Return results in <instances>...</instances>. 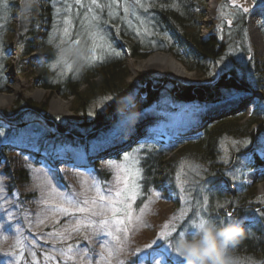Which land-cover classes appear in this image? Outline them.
Masks as SVG:
<instances>
[{
  "label": "trees",
  "instance_id": "trees-1",
  "mask_svg": "<svg viewBox=\"0 0 264 264\" xmlns=\"http://www.w3.org/2000/svg\"><path fill=\"white\" fill-rule=\"evenodd\" d=\"M6 1L8 6L0 1V38L1 23L9 18L10 5L14 3V0ZM122 1L97 0L101 8H96L91 0H81V3L77 0H39L32 17L27 22L21 19L18 43L21 56L26 58L39 53V57L32 59L31 66L35 69L36 84L47 90L49 96L44 104L19 98L12 113L0 112V181L4 194L0 199V220L9 219L12 229L17 224L21 226L22 222L33 221L37 211L45 208L37 186L38 175L47 173L60 191L75 190L73 175H68L62 167L53 172L43 167L47 163L43 159L45 153L51 155L60 148L76 144L87 152L95 138L107 141L112 128L125 116L159 106L166 98L173 104L208 107L227 99L243 101L250 97L255 102L250 116L233 112L214 117L191 141L164 142L146 138L147 142L140 143L137 156L142 169L141 195L135 206L141 207L151 192L161 187L164 172H173L178 163L186 161L184 168L187 170L192 166L197 172L187 178L192 200L189 215L177 225L170 244L181 230L187 228L190 234L194 231L190 227L193 213L198 202L203 205L206 196L208 211L201 214L218 216L226 222L237 221L246 231V238L232 250L239 264H264V195H258L256 189L258 184L264 185V156L261 154L264 153V57L258 58V51L250 40L247 15L238 12L230 25H223L217 32L203 37L196 16L200 0H143L142 3L148 6L147 11L144 8L143 11L149 22L141 28L131 27L122 18L113 17L117 3ZM128 1L137 4L136 0ZM231 1L221 0V7L225 8ZM249 1L256 8L264 4V0ZM109 4L111 7L107 6ZM93 14L98 19L92 20ZM131 17L137 22L136 17ZM65 20L71 21L69 38L79 39L86 46H89L90 26L98 24L113 43L115 52L120 53L119 57L107 55L88 66L79 77L60 67L51 68L56 60L55 45L67 41L63 35V29L68 27ZM54 33V43L48 44ZM262 34L264 39V30ZM159 51L173 54L189 71L209 82L206 85L188 84L171 74H139L134 82H129L124 54L143 60ZM6 66L7 58L0 51V93L5 91ZM217 72L219 74L215 76ZM54 93L66 100L73 98L72 110L78 115L77 120L47 117L48 101ZM24 107L27 110L21 112ZM26 113L39 114L46 122L36 145L37 152H28L22 147L25 143L20 135L30 126L24 118ZM6 117L11 122H5ZM57 165H61L60 160ZM99 167L100 164L90 177L104 185L112 175L109 169ZM250 171H256L258 175L254 185L245 180ZM98 235L101 241L103 236ZM76 242H80V247L88 245L82 236ZM55 247L58 248V244ZM7 256L9 249L0 241V263ZM38 256L41 260L45 258L42 250ZM140 258L138 253L130 255L125 264H141ZM92 264H95L94 259Z\"/></svg>",
  "mask_w": 264,
  "mask_h": 264
},
{
  "label": "rangeland",
  "instance_id": "rangeland-1",
  "mask_svg": "<svg viewBox=\"0 0 264 264\" xmlns=\"http://www.w3.org/2000/svg\"><path fill=\"white\" fill-rule=\"evenodd\" d=\"M0 1L5 6H8L6 0ZM142 1L143 0H141V3ZM211 2L212 0H200L196 11V16L199 20L201 27L200 30L203 37L217 32L221 26L228 24V20H231L232 22L234 15L238 12L245 13L242 10L233 7L232 1L229 5H226L225 8H222L221 0H216V5H214V9L211 10ZM236 4L244 5L248 8V11L245 13L247 15L248 35L252 44L258 51V58L263 59L264 39L262 31L264 30V17L260 15V11L264 8V4L258 8L254 7L255 5L251 4L249 0H236ZM10 6L12 11L9 13V18L1 23L2 32L0 38V51L3 52L4 56L7 58L8 66L5 68V91L0 94H13L15 95V98L10 104L0 106V112L2 113L5 111H10L12 113V109L19 98L31 100L37 104H44L49 96L47 90L36 84V78L34 77L35 69L31 66L32 59L39 57V53H33L26 58L21 56V51L18 45L19 30L21 28V18L18 14V9L20 7L19 0H14V3ZM138 6V4L134 5L129 3L128 0H123L122 2L117 3L116 9L113 11L115 14L113 15L112 13V15L113 17L122 18L131 27H144L149 22V18L146 13H144L143 8ZM125 7H128L129 9L127 13L124 11ZM221 9H223L225 13L224 20H222L220 16ZM131 16L136 17L137 22ZM137 17H139V19H137ZM141 21H143V23H141ZM90 29V32H99V34L103 36L107 43L114 49L113 43L109 40L108 35L104 34L102 27L98 24H93L90 26ZM69 37L70 34L67 37V41H75L71 40ZM87 39V43L92 47L93 41L90 39V35ZM158 53L170 54L173 56L171 53L159 51L150 55L146 59L137 60L129 57L128 53L124 54L126 57V66L130 75L129 82H134L139 74L150 76L171 74L182 82L196 85H206L209 82L195 72L189 71L185 66L183 67L188 74L184 76V78H178L162 63L153 65L145 64V61L148 58ZM96 55H102L105 57L111 54L97 48ZM174 59L176 58L174 57ZM218 74L219 73L217 72L215 76H218ZM57 99H60L65 107H60L57 103ZM73 101L72 97L66 100L58 93L52 94L48 101L47 117H49V119L63 117L67 120H77L78 115L72 110ZM254 103V99L249 97V99L243 101L227 99L216 103L215 105L212 104L208 107H199L191 104H173L166 98L161 101L159 106L146 108L143 111H136L135 114L130 116H125L115 128H112L110 135L107 136V141L95 138L92 140L87 152L81 150L78 144H76L71 147L68 146L65 149L60 148L51 155H47L46 153L43 154V159L47 160V163H44L45 165L43 164V167L49 172L58 171L59 167H62V170H66L68 175H73L75 180V190L70 192L76 193L77 198L80 200L85 198L89 200L96 198L98 200V197L95 195V188L93 187L94 181L93 178L90 177V174L99 166V164L100 169L102 167L107 168L112 175V179L109 182L104 185L100 184L101 190L103 191L108 187L115 189L116 172L109 166L110 162L115 161L116 163H121L123 162L124 155L132 154L134 151H136L138 155L137 151L141 146L140 143L143 141L147 142L146 138L155 141L163 140L164 142L172 140H175V142H188L197 138V136L200 135V128L214 117L227 116L233 112H239L242 115L250 116L253 113L255 106ZM228 106L230 107L225 109ZM26 110L27 108L24 107L21 112ZM24 118L27 125L30 126L20 135L21 141L25 143L22 147L28 150V152H37L39 150L36 145L44 133L43 127L46 122H44L41 115L36 113L33 115L26 113ZM5 122H11V119L6 117ZM184 125H188L189 129L186 128V130H182L181 127ZM119 145L120 148L119 150H116L117 152L111 150ZM261 154L264 156L263 152H261ZM59 160L61 161L60 166L57 165ZM95 163L98 164V166H96ZM178 166L179 163L175 168ZM175 168H172V170ZM193 168L194 167L192 166H188V169L186 170L183 166L182 170L178 167L173 170V172H164L162 175L163 180L160 184L161 187L156 191L160 192V198L157 199L151 197L154 202L149 205L150 211L147 212L144 217V223L146 226L141 227L135 225L133 227L129 232L128 242L125 244L124 249L119 255L113 256L111 264H120L121 261L125 264V261L129 259L130 255H136L137 253L141 255V264H144L145 262L156 264L157 261H159V264H184L183 259L174 253L172 249L168 248L170 238L174 232H171L164 238H162L160 234L163 231V225L165 223H169L171 227V224L173 223L172 217L175 216L182 207L186 209L185 215L174 222L175 227L177 228L180 221L182 222L185 220L186 216L188 217L190 210L189 203L192 199L188 192L190 188L188 187L189 181L187 178L193 176L194 173H197L193 171ZM178 173L180 174V186L185 188L184 200L180 199L179 186L176 184V176ZM257 176L256 171H250L246 174L245 180L248 184L254 185ZM83 181H87V183L82 184ZM40 183L41 181L38 180V185ZM169 188L173 189L171 195L168 191ZM256 189L258 195H264L263 184H258ZM40 190L44 201L47 199V191L42 190L41 188ZM57 190L60 191L59 189ZM104 194L107 195V192L105 191ZM3 196V187L0 181V199H2ZM139 197L140 196L137 197L132 205L134 216L138 213L140 208L135 206ZM148 201L149 199L144 203H147ZM185 201H187V203H185ZM59 203V200H56L55 203L43 202L45 208L37 211L38 213L36 212L37 214H35L33 221L22 222L21 226L18 224L15 225L11 229V232L2 233L3 236L9 237L7 242L0 240L2 243H6V246L9 249V256H7L0 264H62L64 262L92 264L93 259L95 264H107V261L101 260L98 255L92 254V252H96L97 254L103 253L107 256V252L100 243V237L98 235L100 229L84 226L87 223V220H92L98 224L103 217L92 216L91 213H80L75 211H73L72 215H64L58 212L53 213L51 209ZM141 205L143 206V203ZM64 206L67 207L66 204ZM78 221L83 222L81 228L79 231H72ZM0 225H10V220L3 218L2 221L0 220ZM16 229H19V238L21 240L19 245H16L15 240L13 239L16 235ZM48 233L53 234L54 236H51ZM60 234H63V238ZM81 236L86 240V243L88 244L87 246L80 247V242H76V239ZM103 239H105V237L101 240ZM10 241H12V243ZM55 244H58V248L55 247ZM73 246H76V248H73ZM69 247L72 248L70 253L67 251ZM163 249H167L168 254L161 256L160 253ZM39 250H42L44 253L45 258H42V260L38 256ZM84 250H87L88 255L85 256L83 254ZM33 253L35 255H33ZM68 256H72L74 259H68ZM47 257L52 258L48 259Z\"/></svg>",
  "mask_w": 264,
  "mask_h": 264
},
{
  "label": "snow or ice",
  "instance_id": "snow-or-ice-1",
  "mask_svg": "<svg viewBox=\"0 0 264 264\" xmlns=\"http://www.w3.org/2000/svg\"><path fill=\"white\" fill-rule=\"evenodd\" d=\"M116 0H113V3H115ZM77 3H81V0H77ZM92 5H94L96 8H101V5L97 2V0H91ZM136 3L141 7L144 8L145 11H147V5L144 3H141V0H136ZM233 7L238 8L242 10L243 12H247L248 8L244 5H237L236 0H232ZM83 6V5H81ZM108 7H111V4L107 5ZM125 13L129 11L128 7L124 8ZM89 12L92 13V8L89 7ZM115 13H113L114 15ZM135 14V13H133ZM260 15L264 17V8L261 9ZM221 19H225V13L223 9H221L220 12ZM92 20L98 19V17L93 14L91 17ZM139 19V17H137ZM91 22V21H90ZM64 23L68 25V27H65L63 29V35L64 37H68L69 35V28L71 27V21L65 20ZM131 23V22H129ZM143 23V21H141ZM228 24H231V20H228ZM147 29H145V32ZM139 35V31L137 32ZM90 39L93 41L92 49H93V55L90 58L89 66H92L97 62L98 60H102L103 56L96 55L97 48H100L102 51H105L111 55H115L119 57L120 53L115 52V50L111 47L110 44L107 43L105 38L99 34V32H90ZM54 37L55 33L53 34V38H50L48 40V44L54 43ZM76 44L81 43L79 39L73 41ZM250 58V57H249ZM51 68L54 70L58 67L56 63L50 65ZM67 72H72L71 70H68ZM55 82V81H54ZM186 161H181L180 165L178 166L181 170L183 169L184 164ZM139 165V159L137 157L136 151H134L132 154H126L123 157V162L116 163L115 161L110 162V167L115 170V181H116V187L113 189L112 187H108L105 190H101L100 184L98 181H95V178H93V187L95 188V195L98 197V200L96 198H93L91 200L85 198L83 200H80L77 198V194L74 192L70 193H64L57 190L56 186L52 184V181L47 177V173H43L42 175H38L36 179H39L41 183L37 185L42 190L47 191V199H45L44 203H55L56 200H59L60 203L56 204L54 208L51 209L53 213H62L64 215H72L73 211L80 212V213H91L92 216H101L103 219L99 221L97 224L96 222L92 220H87V223L84 225L86 227H92V228H98L100 229V235L105 237V239L101 240L100 243L104 247L105 251L107 252V256H105L103 253L95 254L98 255L99 259L107 261V264H111V259L113 256L119 255V253L124 249L125 244L128 242V235L129 232L133 229L135 225H139L141 227L146 226L144 223V217L147 212L150 211L149 205L153 203L154 201L151 199V197H155L157 199L160 198V192L152 191L151 195L149 197V201L147 203H143V206L139 208L138 213L134 216V209H133V203L136 201L137 197L141 195L140 192V184L138 181L142 179V169L138 167ZM87 181H83L82 184H86ZM176 184L179 186V192H180V199L184 200V193L185 188L180 186V174L178 173L176 176ZM107 192V195L104 194V192ZM170 195L173 192L172 188L168 189ZM190 191V190H189ZM187 203V201H185ZM207 197H203V205H201L199 202L196 205L197 210L193 213L194 218L190 222V227L192 228V224L194 221L197 220V218H204L205 215L201 214L202 212L206 213L208 211L207 209ZM67 205L65 207L64 205ZM220 206V205H218ZM99 209V210H96ZM186 209L181 208L175 216L172 217L173 223H165L163 225V231L161 232V237L164 238L168 236L171 232L176 231L175 227V221L181 219L185 215ZM110 214V215H109ZM120 214V215H118ZM228 216H231V213L228 214ZM209 219H213L216 222L225 221L223 218L220 217H212L207 216ZM83 222L78 221L75 225V228L72 229V231H79L81 228ZM187 228L180 231L179 235L186 231ZM11 231V225H0V240L7 241L9 239L8 236H3L2 233ZM16 235L13 237L15 240V244L19 245L21 243V240L19 238V229H16ZM63 238V234H60ZM168 248L172 249V245L169 244ZM69 253L72 251V248L69 247L67 250ZM83 254L86 256L88 255L87 250L83 251ZM161 256L167 255L168 250L163 249L161 251ZM33 255H35L33 253ZM48 259H51L52 257H47ZM68 259H74L72 256H68ZM120 264H123L121 261ZM156 264H159V261L156 262Z\"/></svg>",
  "mask_w": 264,
  "mask_h": 264
},
{
  "label": "clouds",
  "instance_id": "clouds-1",
  "mask_svg": "<svg viewBox=\"0 0 264 264\" xmlns=\"http://www.w3.org/2000/svg\"><path fill=\"white\" fill-rule=\"evenodd\" d=\"M39 0H19L18 14L27 22L38 7ZM55 63L67 72L79 77L87 70L93 49L83 43L62 40L55 45ZM194 231L181 233L171 242L172 251L181 257L184 264H239L233 249L246 238L243 225L237 221L216 222L207 217L197 218L192 224Z\"/></svg>",
  "mask_w": 264,
  "mask_h": 264
},
{
  "label": "bare ground",
  "instance_id": "bare-ground-1",
  "mask_svg": "<svg viewBox=\"0 0 264 264\" xmlns=\"http://www.w3.org/2000/svg\"><path fill=\"white\" fill-rule=\"evenodd\" d=\"M211 4H212V6H210V9L213 10L214 5H216V0H212ZM145 62H146L145 63L146 65L147 64L153 65V64H157V63H162L165 65V67H167V69H169L178 78H184V76H186L188 74V72L183 67V65L179 61L174 59V57L170 54L158 53V54L148 58ZM14 98H15V95H13V94H10V95L9 94L8 95L0 94V106H6V105L10 104ZM57 101H58L57 103L60 105V107H65L60 99H57ZM227 108H229V106L226 107L225 109H227ZM181 128H182V130H186V128L189 129L188 125L187 126L184 125ZM119 148H120V145L111 149V150L112 151L115 150L114 152H116V150H119ZM107 153H110V152H107Z\"/></svg>",
  "mask_w": 264,
  "mask_h": 264
}]
</instances>
